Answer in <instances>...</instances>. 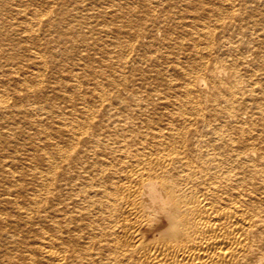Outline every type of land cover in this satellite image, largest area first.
I'll list each match as a JSON object with an SVG mask.
<instances>
[{
	"label": "bare ground",
	"instance_id": "1",
	"mask_svg": "<svg viewBox=\"0 0 264 264\" xmlns=\"http://www.w3.org/2000/svg\"><path fill=\"white\" fill-rule=\"evenodd\" d=\"M0 264H264V0H0Z\"/></svg>",
	"mask_w": 264,
	"mask_h": 264
},
{
	"label": "rangeland",
	"instance_id": "2",
	"mask_svg": "<svg viewBox=\"0 0 264 264\" xmlns=\"http://www.w3.org/2000/svg\"><path fill=\"white\" fill-rule=\"evenodd\" d=\"M76 5L79 7V9H81V6L83 4L82 3H71L69 5L67 4L66 8H68V9L71 8L72 10H74L73 7H75ZM86 5L88 6L89 4L86 3ZM86 5L84 4V6H86ZM79 12L83 13L81 10ZM99 18H101V17H98L97 19L95 17H91L89 19L90 20V24H91V25H89V27H91L90 33H92L93 34L92 36H95V37H97L98 35L104 36V34H105L104 32H99V33L97 32L100 29V27H101V23L99 22V20H100ZM74 21L75 20L72 17H68L65 20L66 24L74 22ZM97 22H99V24H97ZM84 29L88 30V27L84 26ZM63 47L64 46H61V48H63ZM125 50H126V53L128 54L127 56H128V59H129L130 66L131 67L139 66V63H138L140 61L138 59L139 57L136 56L133 53V51L129 52V48H126ZM76 53L77 52H74V51L66 49V51L63 50L62 54L59 56V62H60L59 69L62 71V75L64 76L65 81L68 80V83L73 82V81L75 82V79H74V77L71 74L74 71H77L78 67H80V64L78 63V62H80V60L77 59L78 53L77 54ZM162 55L164 56V58H163ZM173 55H175V56H173ZM188 55H189V49H186V48H178L177 50H173L170 47H166V48H164L162 50H157V51L156 50H152V51H150L148 53V57L144 58V60L142 61L143 63L141 62L142 67H143L142 70H145L144 68H146V67L148 68V66H150L152 63H155L156 61H154V60L158 61V60L162 59V64L163 65H170V64H172V62H174V63H177V62L184 63L187 60ZM160 56H162V58ZM149 57H150V59H149ZM131 58H134V60H132V62H131ZM104 64H105V62L101 63V65L103 67H105ZM147 72L148 71L146 70L145 73H147ZM123 73H124V75H126V85L128 87H133L134 89H136V87L138 86V83H139L138 81H139V75L140 74L137 73V71L135 73L131 74V72L128 69L123 71ZM88 90H89V87H88Z\"/></svg>",
	"mask_w": 264,
	"mask_h": 264
}]
</instances>
